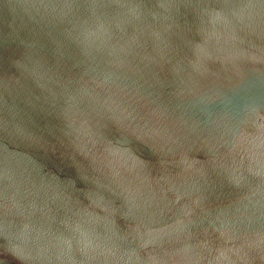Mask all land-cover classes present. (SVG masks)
I'll use <instances>...</instances> for the list:
<instances>
[{
  "label": "water",
  "instance_id": "obj_1",
  "mask_svg": "<svg viewBox=\"0 0 264 264\" xmlns=\"http://www.w3.org/2000/svg\"><path fill=\"white\" fill-rule=\"evenodd\" d=\"M0 264H264V0H0Z\"/></svg>",
  "mask_w": 264,
  "mask_h": 264
}]
</instances>
